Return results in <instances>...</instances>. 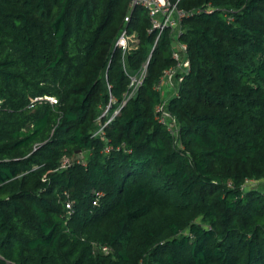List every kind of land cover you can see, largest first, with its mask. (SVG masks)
<instances>
[{"label": "trees", "instance_id": "1", "mask_svg": "<svg viewBox=\"0 0 264 264\" xmlns=\"http://www.w3.org/2000/svg\"><path fill=\"white\" fill-rule=\"evenodd\" d=\"M170 1L0 0V264H264V0Z\"/></svg>", "mask_w": 264, "mask_h": 264}, {"label": "built area", "instance_id": "2", "mask_svg": "<svg viewBox=\"0 0 264 264\" xmlns=\"http://www.w3.org/2000/svg\"><path fill=\"white\" fill-rule=\"evenodd\" d=\"M132 6H142L145 9L148 10L149 12V17H150V23H151V29L149 30L150 33H155L156 40L155 44H157L159 38L161 37L162 33L166 30H172V33L174 35V38L177 40L179 36L181 35V23L183 18L186 15H192L194 13H197L199 11H191L189 13H186L183 9H180L177 6V3H172L170 0H132ZM208 12L212 13L213 9L208 8ZM126 22H129L130 19L126 18ZM131 36L127 33L125 30L121 36L119 37L117 41V46L120 47L124 53L128 51L131 48ZM178 48L185 53L186 51V46L182 44H178ZM173 58L176 60V65L165 70L162 78L161 84L157 86V89L160 91L163 89V86L165 84H171L172 79L177 75L178 71L182 72L186 70L190 62L185 59L182 60L180 57V53L178 50H175L173 53ZM146 74V67H144L139 73H137L135 76H131V87L133 91H135L142 83L144 77ZM181 80V79H180ZM41 100H47L49 101L52 105L58 104V100L55 97H45V98H36L34 102H38ZM31 108L33 107L32 105L30 106ZM2 108V101L0 100V109ZM111 109V104L107 107V109L104 112L103 116L108 115L109 110ZM161 110V109H160ZM119 113V109L115 111V113L107 119L106 122H103L102 119L100 121V129L98 130L97 133H104V128L107 124H109L115 116ZM170 118V115L162 110L161 115L158 117L159 121L168 124L169 125V130L173 135L178 134V130L175 127V124L168 122V119ZM104 123V124H103ZM113 149L112 146H107L105 152L109 153ZM70 159L68 157H64L62 161L61 168H67L70 165ZM67 208L72 210L71 205H67ZM108 250V249H105Z\"/></svg>", "mask_w": 264, "mask_h": 264}, {"label": "rangeland", "instance_id": "3", "mask_svg": "<svg viewBox=\"0 0 264 264\" xmlns=\"http://www.w3.org/2000/svg\"><path fill=\"white\" fill-rule=\"evenodd\" d=\"M176 50H178V49H176ZM178 51H179V53H180V57H181V59L184 60V59H185V55H184V53H183L181 50H178ZM165 99H167V98L165 97Z\"/></svg>", "mask_w": 264, "mask_h": 264}, {"label": "crops", "instance_id": "4", "mask_svg": "<svg viewBox=\"0 0 264 264\" xmlns=\"http://www.w3.org/2000/svg\"><path fill=\"white\" fill-rule=\"evenodd\" d=\"M169 87H170V84H169V85H167L165 88H167V89H168ZM167 91L169 92V91H170V89H168Z\"/></svg>", "mask_w": 264, "mask_h": 264}]
</instances>
